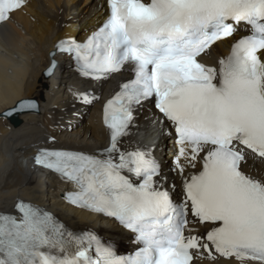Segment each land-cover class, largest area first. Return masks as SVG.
<instances>
[{
  "label": "snow or ice",
  "instance_id": "obj_1",
  "mask_svg": "<svg viewBox=\"0 0 264 264\" xmlns=\"http://www.w3.org/2000/svg\"><path fill=\"white\" fill-rule=\"evenodd\" d=\"M25 3L0 0V24ZM105 4L83 43L54 45L45 75L57 52L95 81L132 73L104 104L108 142L90 153L39 147L33 159L74 186L68 203L115 221L134 251L120 254L117 239L77 233L17 199L0 211V264H264V0ZM221 44L227 53L204 62ZM145 104L160 133L174 136L167 167L153 147L125 143ZM36 107L20 99L0 118Z\"/></svg>",
  "mask_w": 264,
  "mask_h": 264
},
{
  "label": "bare ground",
  "instance_id": "obj_2",
  "mask_svg": "<svg viewBox=\"0 0 264 264\" xmlns=\"http://www.w3.org/2000/svg\"><path fill=\"white\" fill-rule=\"evenodd\" d=\"M99 6L100 0H27L26 6L0 27V112L12 109L20 99L37 104L34 112L13 115L10 121L17 125L0 118V211H10L14 202L22 199L48 207L72 226L105 224L64 206L59 197L68 192L65 184L56 179L51 185L44 184L43 173L30 161L39 147L93 151L105 145L97 109L76 129L73 124L71 129L59 128L65 126L62 120L64 109L71 106L70 97L83 83L80 75L59 55L54 73L45 75L54 43L73 35L83 37L100 20ZM226 50V45L215 46L205 61L214 63ZM49 137H55V144L48 143ZM115 234L120 236L118 231Z\"/></svg>",
  "mask_w": 264,
  "mask_h": 264
},
{
  "label": "rangeland",
  "instance_id": "obj_3",
  "mask_svg": "<svg viewBox=\"0 0 264 264\" xmlns=\"http://www.w3.org/2000/svg\"><path fill=\"white\" fill-rule=\"evenodd\" d=\"M50 66V65H49ZM48 69V68H47ZM47 69L45 70V71H47ZM48 76V75H47ZM30 100H32V99H30ZM37 105V104H36ZM32 112H34V111H32ZM23 113V112H22ZM26 113V112H25ZM10 119H12V118H9V119H7V120H9L10 121ZM11 122V121H10ZM15 122V121H14ZM13 121L11 122L12 124H14V125H17L16 123H14ZM17 122L19 123V121L17 120ZM80 125V123L77 125V124H74V125H72L75 129L78 127ZM63 126V125H62ZM62 126L61 127H59L60 129L62 128ZM71 129V128H70Z\"/></svg>",
  "mask_w": 264,
  "mask_h": 264
}]
</instances>
